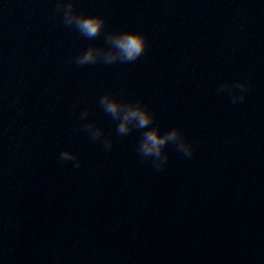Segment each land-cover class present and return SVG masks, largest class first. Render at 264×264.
<instances>
[{"label": "water", "instance_id": "water-1", "mask_svg": "<svg viewBox=\"0 0 264 264\" xmlns=\"http://www.w3.org/2000/svg\"><path fill=\"white\" fill-rule=\"evenodd\" d=\"M125 31L147 39L136 61L75 62ZM105 94L192 157H143L148 129L121 135ZM0 264H264V0H0Z\"/></svg>", "mask_w": 264, "mask_h": 264}, {"label": "clouds", "instance_id": "clouds-1", "mask_svg": "<svg viewBox=\"0 0 264 264\" xmlns=\"http://www.w3.org/2000/svg\"><path fill=\"white\" fill-rule=\"evenodd\" d=\"M58 11H63V21L66 26H75L79 32L89 38L99 36L105 26V20L100 16H84L74 11L72 2L59 3ZM111 46L108 51L97 48H89L86 52L76 58L78 65L95 64L102 60L106 64L116 62L128 63L139 59L147 49L146 37L137 32L125 31L110 34L107 38ZM240 89V95L233 94L232 102L239 103L245 99L244 93L247 91V85L239 83L235 85ZM106 113L110 114L114 120L119 121L117 131L121 135H126L133 128L148 129L143 133V137L138 146V151L143 157H152L157 167L162 168L167 162V156L164 155V148L169 142L177 146V150L183 153L186 158L193 155V145L187 143L181 136L178 129H173L164 135H160L159 129L150 128L153 124L154 114L150 112L141 102L122 103L111 95L105 94L100 101ZM87 112L81 114L83 119ZM89 132L93 139L101 135L99 129L89 125ZM105 148L110 149L111 143L105 142ZM63 161H75L74 167H80V162L76 160L73 153L64 151L60 154Z\"/></svg>", "mask_w": 264, "mask_h": 264}]
</instances>
